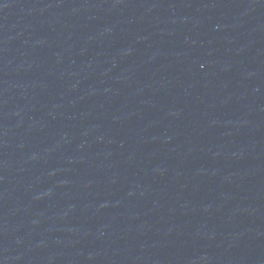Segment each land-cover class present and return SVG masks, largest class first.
Listing matches in <instances>:
<instances>
[{"label": "water", "instance_id": "water-1", "mask_svg": "<svg viewBox=\"0 0 264 264\" xmlns=\"http://www.w3.org/2000/svg\"><path fill=\"white\" fill-rule=\"evenodd\" d=\"M0 264H264V0H0Z\"/></svg>", "mask_w": 264, "mask_h": 264}]
</instances>
